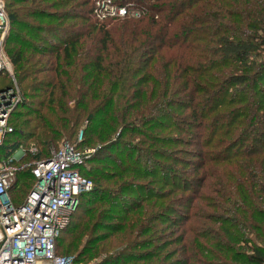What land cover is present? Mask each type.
Here are the masks:
<instances>
[{
  "label": "trees",
  "instance_id": "16d2710c",
  "mask_svg": "<svg viewBox=\"0 0 264 264\" xmlns=\"http://www.w3.org/2000/svg\"><path fill=\"white\" fill-rule=\"evenodd\" d=\"M4 3L22 103L2 150L34 144L21 163L39 160L80 130L95 150L56 254L264 264V0H121L142 16L109 28L93 0ZM32 182L18 172L14 205Z\"/></svg>",
  "mask_w": 264,
  "mask_h": 264
},
{
  "label": "built area",
  "instance_id": "2783aa9c",
  "mask_svg": "<svg viewBox=\"0 0 264 264\" xmlns=\"http://www.w3.org/2000/svg\"><path fill=\"white\" fill-rule=\"evenodd\" d=\"M121 0H93L92 16L100 22L107 18L139 17L138 10ZM10 23L4 0H0V76L8 75L11 85L0 90V264H72L73 257L56 254V241L67 228L78 206V197L93 189V182L82 175L81 166L94 149L77 150L83 141L80 130L74 145L62 142L50 148L46 157H36L34 145H18L14 152L2 148L13 133L9 121L22 103L10 62L3 51ZM30 168L32 186L19 205L12 200L17 174Z\"/></svg>",
  "mask_w": 264,
  "mask_h": 264
},
{
  "label": "rangeland",
  "instance_id": "374dc122",
  "mask_svg": "<svg viewBox=\"0 0 264 264\" xmlns=\"http://www.w3.org/2000/svg\"><path fill=\"white\" fill-rule=\"evenodd\" d=\"M139 12V11H138ZM140 13V12H139ZM140 16H142V13L141 14H139V17ZM139 17H133V18H114V17H110V18H107L106 20H104V21H100V22H98V21H96L94 18H93V16L91 17L92 18V20L94 21V22H98V23H100V24H103L104 22V24L106 25V27H111L112 25H114L115 23H117V21L118 22H121V20H123V19H139ZM3 51H4V54H5V56H6V52H5V49H4V47H3ZM10 65H11V70L13 71V73H14V67L12 66V64L10 63ZM14 75V74H13ZM9 79V77H8V75H1L0 76V82L1 83H6V81ZM18 86V85H17ZM70 106H73V103H70ZM62 141H64V139L62 140H58V142H56L57 144L56 145H54L52 148H54V149H56V148H58V146L62 143ZM51 148V147H50ZM85 149H92L91 147H83V148H79V147H77V150H79V151H82V150H85ZM89 178V177H88ZM91 179V178H90ZM92 180V179H91ZM93 181V180H92ZM76 215H78L79 214V212H77V213H75ZM69 236L70 235H67V236H65V235H63L62 236V239H69ZM66 244V243H65ZM59 245V244H58ZM60 250H58V252H59ZM61 252V251H60ZM59 252V253H60ZM61 254H64L63 252H61ZM66 255V254H65ZM68 255H70V254H68ZM65 257H69V256H65ZM70 257H72V256H70ZM98 260H100V258L99 259H96V260H93V261H91L90 262V264H94V263H96Z\"/></svg>",
  "mask_w": 264,
  "mask_h": 264
}]
</instances>
